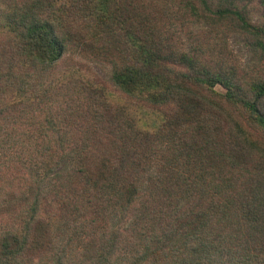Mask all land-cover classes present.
<instances>
[{
	"label": "trees",
	"instance_id": "obj_1",
	"mask_svg": "<svg viewBox=\"0 0 264 264\" xmlns=\"http://www.w3.org/2000/svg\"><path fill=\"white\" fill-rule=\"evenodd\" d=\"M239 1L0 0V264H264V18Z\"/></svg>",
	"mask_w": 264,
	"mask_h": 264
},
{
	"label": "rangeland",
	"instance_id": "obj_2",
	"mask_svg": "<svg viewBox=\"0 0 264 264\" xmlns=\"http://www.w3.org/2000/svg\"><path fill=\"white\" fill-rule=\"evenodd\" d=\"M237 5L244 6L250 19L254 22H260L264 18V9L258 0H243L237 2ZM173 8L176 10L174 6ZM172 29L180 41H189L188 37L194 36L200 38L202 42V47L198 46L199 48L207 50L213 47H207L208 45H213L214 41L208 38V26L207 23L202 20L191 19L187 21L183 20L181 17L174 23ZM225 45L231 61L239 67L238 69L250 71L249 68L258 60L247 45L244 37L238 32H228ZM73 59L83 63L96 77L103 81L108 87L113 88L110 81V65L108 63L102 60L98 61L85 57L84 55H73ZM216 89H220L219 86H217ZM39 214H42L41 210H39ZM117 218L116 216L111 217L112 226H120L122 224Z\"/></svg>",
	"mask_w": 264,
	"mask_h": 264
}]
</instances>
